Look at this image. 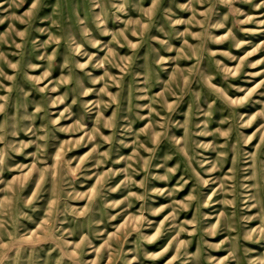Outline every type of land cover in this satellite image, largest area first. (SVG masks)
Masks as SVG:
<instances>
[{
  "label": "rangeland",
  "instance_id": "374dc122",
  "mask_svg": "<svg viewBox=\"0 0 264 264\" xmlns=\"http://www.w3.org/2000/svg\"><path fill=\"white\" fill-rule=\"evenodd\" d=\"M0 264H264V0H0Z\"/></svg>",
  "mask_w": 264,
  "mask_h": 264
}]
</instances>
